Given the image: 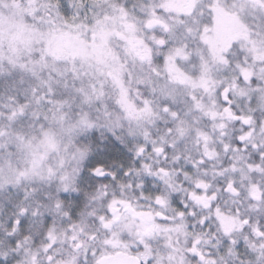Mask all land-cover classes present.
<instances>
[{
	"label": "snow or ice",
	"instance_id": "obj_1",
	"mask_svg": "<svg viewBox=\"0 0 264 264\" xmlns=\"http://www.w3.org/2000/svg\"><path fill=\"white\" fill-rule=\"evenodd\" d=\"M0 264H264V0H0Z\"/></svg>",
	"mask_w": 264,
	"mask_h": 264
}]
</instances>
